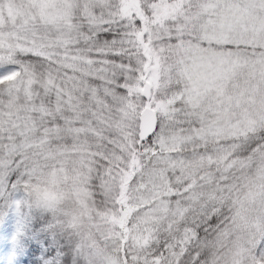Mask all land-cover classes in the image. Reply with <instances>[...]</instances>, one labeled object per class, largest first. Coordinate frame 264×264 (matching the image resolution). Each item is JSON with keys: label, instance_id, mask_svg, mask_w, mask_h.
<instances>
[{"label": "snow or ice", "instance_id": "1", "mask_svg": "<svg viewBox=\"0 0 264 264\" xmlns=\"http://www.w3.org/2000/svg\"><path fill=\"white\" fill-rule=\"evenodd\" d=\"M0 264H264V0H0Z\"/></svg>", "mask_w": 264, "mask_h": 264}]
</instances>
